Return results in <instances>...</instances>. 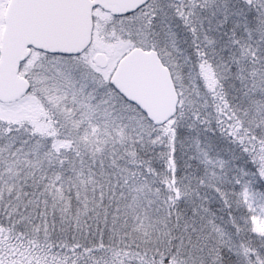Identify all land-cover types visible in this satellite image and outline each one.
<instances>
[{
  "label": "snow or ice",
  "instance_id": "1",
  "mask_svg": "<svg viewBox=\"0 0 264 264\" xmlns=\"http://www.w3.org/2000/svg\"><path fill=\"white\" fill-rule=\"evenodd\" d=\"M0 264H264V0H0Z\"/></svg>",
  "mask_w": 264,
  "mask_h": 264
}]
</instances>
